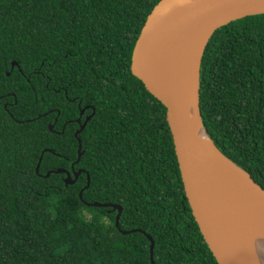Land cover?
<instances>
[{
    "label": "trees",
    "instance_id": "trees-1",
    "mask_svg": "<svg viewBox=\"0 0 264 264\" xmlns=\"http://www.w3.org/2000/svg\"><path fill=\"white\" fill-rule=\"evenodd\" d=\"M159 1L0 0V264H151L147 234L155 264H219L186 197L167 108L131 71ZM200 97L209 136L264 188V14L215 31ZM86 107L74 165L85 173L66 186L45 175L72 172L77 125L63 142L47 124ZM86 173L83 200L121 206L120 229L135 232L80 199Z\"/></svg>",
    "mask_w": 264,
    "mask_h": 264
},
{
    "label": "water",
    "instance_id": "water-1",
    "mask_svg": "<svg viewBox=\"0 0 264 264\" xmlns=\"http://www.w3.org/2000/svg\"><path fill=\"white\" fill-rule=\"evenodd\" d=\"M264 14V0H160L148 15L137 39L132 74L167 108L186 197L193 216L219 264H264V188L228 158L209 136L201 113V67L215 31L246 16ZM17 66L15 61L12 66ZM89 116L77 131L84 129ZM49 151L45 149L43 154ZM79 139L78 164L83 156ZM40 158L37 172L42 162ZM67 174L74 185L84 170ZM79 193L89 188L91 178ZM83 202L89 207L123 208L112 203ZM131 231H122L129 234ZM150 240L151 264L155 243Z\"/></svg>",
    "mask_w": 264,
    "mask_h": 264
},
{
    "label": "flooded vegetation",
    "instance_id": "flooded-vegetation-1",
    "mask_svg": "<svg viewBox=\"0 0 264 264\" xmlns=\"http://www.w3.org/2000/svg\"><path fill=\"white\" fill-rule=\"evenodd\" d=\"M36 95H37V98L38 97H41L39 94H37L36 93ZM2 97V96H1ZM42 98V97H41ZM10 103L7 101V102H5V106L6 105H9ZM89 107V106H88ZM88 107H86V108H83L82 110H81V113H80V116H79V118H77V119H75V120H72V121H67V122H65L63 125H59L58 124V121H59V119H60V113H59V111H56V114H57V116L56 117H54L53 118V120L51 121H49V123L47 124V126H48V129H49V127L50 126H52V130H50L53 134H55V135H57V138L56 139H59V140H61V141H63V142H66V141H68V140H70L69 139V135H67L66 133H67V125H68V122L69 123H75L76 125H77V128L74 130V133H73V135H74V138L77 140V142L79 143V139L81 140V138H80V134L82 133V131L85 129V127H86V125H85V127H84V129L78 134V137L76 136V133H77V131L78 130H80V128L82 127V126H84V124H85V122H86V120H87V118L89 117V116H91V115H86L85 113H86V109L88 108ZM55 111V110H54ZM95 111V110H94ZM91 119V118H90ZM88 123V122H87ZM59 136V137H58ZM81 142H82V140H81ZM79 149V148H78ZM77 158H78V155H77ZM71 169H72V172H70V171H68V170H66L67 172H69L71 175H72V178L74 179V172H75V170H74V166H73V164H72V166H71ZM79 170H82V169H78L77 171H79ZM64 175H65V177H64V183H65V180H66V178H67V174L66 173H64ZM108 212H110V210H108Z\"/></svg>",
    "mask_w": 264,
    "mask_h": 264
},
{
    "label": "clouds",
    "instance_id": "clouds-1",
    "mask_svg": "<svg viewBox=\"0 0 264 264\" xmlns=\"http://www.w3.org/2000/svg\"><path fill=\"white\" fill-rule=\"evenodd\" d=\"M7 75H9V73H7ZM5 102H7V101H5ZM5 102H4V103H5ZM8 102L10 103L9 105L14 104V103H11L10 101H8ZM5 107H6V106H5ZM45 114H47V113H45ZM45 114H44V115H45ZM26 122H30V121L27 120ZM47 127H48V126H47ZM49 129L52 130V126H50ZM48 150H49V149H48ZM49 151H50V150H49ZM42 155H43V153H42ZM42 155H41V157H42ZM116 217H117V216H116ZM115 224H116V219H115ZM118 229L122 232V230L120 229V227H119Z\"/></svg>",
    "mask_w": 264,
    "mask_h": 264
}]
</instances>
